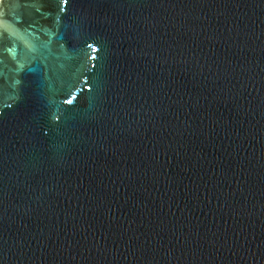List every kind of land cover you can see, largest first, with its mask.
<instances>
[{
  "label": "water",
  "instance_id": "water-1",
  "mask_svg": "<svg viewBox=\"0 0 264 264\" xmlns=\"http://www.w3.org/2000/svg\"><path fill=\"white\" fill-rule=\"evenodd\" d=\"M0 264H264V0H0Z\"/></svg>",
  "mask_w": 264,
  "mask_h": 264
}]
</instances>
